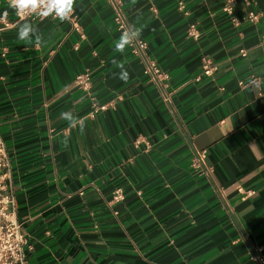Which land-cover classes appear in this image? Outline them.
<instances>
[{"label": "crops", "instance_id": "0c3cea01", "mask_svg": "<svg viewBox=\"0 0 264 264\" xmlns=\"http://www.w3.org/2000/svg\"><path fill=\"white\" fill-rule=\"evenodd\" d=\"M225 1L120 0L167 75L161 87L129 47L114 50L122 33L109 0H76L63 22L0 30V135L27 264H257L264 0H235L234 15L257 14L239 25ZM5 11L12 19L2 3ZM24 22L38 27L39 47L17 38ZM113 60L130 73L126 82ZM81 71L87 90L73 81ZM94 103L106 108L90 114ZM69 111L82 129L60 118ZM191 143L206 150L209 175L194 165Z\"/></svg>", "mask_w": 264, "mask_h": 264}, {"label": "built area", "instance_id": "2783aa9c", "mask_svg": "<svg viewBox=\"0 0 264 264\" xmlns=\"http://www.w3.org/2000/svg\"><path fill=\"white\" fill-rule=\"evenodd\" d=\"M114 8V23L116 28L122 33L123 30L130 28L126 15L121 7L120 0H109ZM234 2L235 0H226L222 9L229 15L230 21L234 25H239L243 21L255 20L257 14L250 12L246 15H234ZM4 3L7 6V0H0V6ZM12 10V9H11ZM13 12V18L10 19L0 12V30L12 27L18 24L21 20L19 16ZM45 18H54V16L39 17L36 14H31L24 18V20H41ZM76 24L74 23V27ZM188 34L198 36L195 24L189 25ZM147 42L140 37L132 46L129 47L130 52L141 59L144 67L143 72L148 76V79L163 86L162 80L167 78L159 66L146 55ZM245 50H241V55H245ZM203 73L210 75L213 70L210 60H203ZM90 74L88 71L78 72L74 77V84L84 90L90 87ZM254 78L251 80L253 81ZM164 100L170 102L168 95L163 92ZM171 103V102H170ZM93 109L90 114H94L98 110L106 108V104H93ZM173 108V107H172ZM192 156L194 165L200 170L201 173L209 175L211 168L206 161V150L196 147L191 143ZM10 160L6 150L4 140L0 135V264H27V256L25 246L27 244L26 234L16 216V198L10 187ZM116 197H120V193L116 192ZM250 253L257 264H264V250L261 246H251Z\"/></svg>", "mask_w": 264, "mask_h": 264}, {"label": "clouds", "instance_id": "9594fccd", "mask_svg": "<svg viewBox=\"0 0 264 264\" xmlns=\"http://www.w3.org/2000/svg\"><path fill=\"white\" fill-rule=\"evenodd\" d=\"M76 0H7V7L14 10L16 15L24 20L25 17L36 14L39 17L54 16L61 22L68 20L72 13ZM7 16V12H4ZM142 29L137 27H130L122 31V34L115 42L114 50L117 53H124L126 48L132 46L140 39ZM17 38L20 41L34 42L39 47L43 42V36L40 34L39 29L31 22H24L18 25ZM113 64L119 68L118 78L121 81H127L130 73L123 63L113 60ZM60 118L66 120L70 128H83L85 122L83 118L73 115L72 112H62ZM67 145V140H65Z\"/></svg>", "mask_w": 264, "mask_h": 264}]
</instances>
